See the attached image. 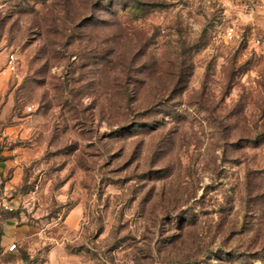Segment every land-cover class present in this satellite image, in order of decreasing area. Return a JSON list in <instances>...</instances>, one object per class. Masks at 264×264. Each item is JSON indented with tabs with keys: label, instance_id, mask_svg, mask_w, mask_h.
<instances>
[{
	"label": "rangeland",
	"instance_id": "rangeland-1",
	"mask_svg": "<svg viewBox=\"0 0 264 264\" xmlns=\"http://www.w3.org/2000/svg\"><path fill=\"white\" fill-rule=\"evenodd\" d=\"M0 264H264V0H0Z\"/></svg>",
	"mask_w": 264,
	"mask_h": 264
},
{
	"label": "built area",
	"instance_id": "built-area-1",
	"mask_svg": "<svg viewBox=\"0 0 264 264\" xmlns=\"http://www.w3.org/2000/svg\"><path fill=\"white\" fill-rule=\"evenodd\" d=\"M16 61H17V58H16L15 54L10 53L8 55V58H7V63H6L7 68L10 70H14L16 68V65H17ZM13 247H15V245Z\"/></svg>",
	"mask_w": 264,
	"mask_h": 264
}]
</instances>
